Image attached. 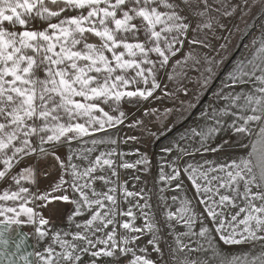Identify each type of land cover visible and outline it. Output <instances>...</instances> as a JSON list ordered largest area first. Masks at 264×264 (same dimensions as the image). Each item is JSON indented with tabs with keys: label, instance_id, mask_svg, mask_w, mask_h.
I'll list each match as a JSON object with an SVG mask.
<instances>
[{
	"label": "snow or ice",
	"instance_id": "6c2138e0",
	"mask_svg": "<svg viewBox=\"0 0 264 264\" xmlns=\"http://www.w3.org/2000/svg\"><path fill=\"white\" fill-rule=\"evenodd\" d=\"M215 2L216 0H0V184L6 185L0 193V264H33V257L35 264H81L82 254L92 257L90 264H99L101 258H112L117 252L126 254L132 251L126 245L139 240V236L118 238V228L140 234L153 231L155 226L143 211L147 204L137 205L145 219L143 227H133L131 221L121 223L116 219L117 216L135 219L131 207L127 212L119 210L115 195L117 191L125 199L140 196V193L127 191L123 186L119 189L109 187L106 192H97L92 188L93 180L104 181L106 185L110 183L103 176H92L97 167L111 168L114 161L108 157L123 156L124 153L116 149L101 152L93 165L82 172L77 171V166L70 163L72 154L74 151L91 153L97 145L117 144L118 141L112 139L109 132L124 126L126 121L128 128H142L150 138L158 133L174 130L169 129L165 123L162 128L153 132L146 127L144 119L155 117L163 120L176 111L174 108L163 109L161 116L160 109L145 107L140 117L131 118L122 105H140L151 99L159 100L160 97L156 95L159 91L164 98L174 102L179 100L181 117L185 111L195 107L188 103L187 108H184L186 101L180 99L181 94L186 98L190 95L185 83L189 79L187 70L200 72L198 82L203 91L213 78L214 66L221 63L214 58L210 59L206 54L201 56L196 51V48L212 47L207 38H201L199 34L202 29H212L217 22L211 13H220L224 9L222 0L220 7L214 8ZM49 5L56 6V9L53 10ZM223 14L231 15L226 10ZM38 21L45 22V26L34 27ZM192 33L196 35L189 38ZM90 38H95L97 42H89ZM185 43L196 47L185 53ZM225 47V44L220 45L221 49ZM256 58L264 63V43L256 50ZM248 64L252 66L251 71L246 70L248 65L241 60L227 74V80L221 84V92L213 94L216 100L223 98L230 103L220 109L219 113L213 112L212 119L215 123L209 127L208 134L227 131L231 135L227 140L221 138L216 147L210 148L205 145L201 134V145L196 149V152L221 153L231 144L239 148L247 147L244 140L252 135L250 125H258L256 139L252 141L251 151L246 159L239 162L231 160L200 173L205 179L211 171L225 173L227 180L220 176L212 178L219 181L216 192H219V188L231 189L235 197L242 196L247 201V205L239 208L228 222L232 225V222L245 213L243 219L239 220V224L244 225L243 230L231 226L229 231L223 219L217 224L218 217L224 213L216 212V204H232L236 207L235 197L220 195L218 202L207 203V200H211L207 193L212 189L202 188L196 183L197 168L189 165L184 172L188 174L196 194L199 195L201 191L205 193L206 199L199 200V203L204 205V212L215 229L213 233L211 228L202 225L199 233H182L185 236H197L202 242L196 248H189L181 243L178 236L180 251L186 248L196 252L215 251L217 237L223 245L264 240V236L257 235L258 232H264V204L257 207L253 203L254 200H264V193L254 194L251 191L253 186H264V86L255 89L259 95L243 96V105L237 103L242 98L241 94L222 96L224 88L250 82L253 78L264 85V74L255 75L258 68L264 73V68L254 61H248ZM161 73L167 81L174 83V88H169L168 84L162 85ZM227 81H231V85ZM207 107H211V104ZM201 115L207 117L206 112ZM221 115L232 117L226 128L218 118ZM128 139L137 140L135 136ZM73 142L91 144L92 147L73 150ZM65 146H68L69 152L67 165L58 155ZM161 151L167 155L172 149L165 146ZM37 154L40 159L53 158L58 165V177L38 172L30 159L25 164V158ZM181 154L194 155L186 148L181 150ZM141 163L147 161L122 163L120 167L135 168ZM112 174L118 175L115 170ZM68 175L72 177L71 182L66 179ZM41 176L46 178V187H41L44 183ZM180 176L179 167H172L169 174H165L162 168L160 181L170 185L179 180ZM85 177L88 178L86 182L80 183ZM25 183L32 187H26ZM241 184L244 187L243 193L239 191ZM180 186L176 184L177 189ZM33 187L35 191L32 190ZM85 189H90L91 196L95 198H90ZM60 202H63L65 209L69 205L75 206L71 215L67 216L69 225L75 223L74 217L85 212L90 214L87 220L76 224L77 228L84 229L83 232L72 233L55 227L56 223L63 224L65 220V213L60 211ZM166 218L170 222L174 219V214L168 212ZM180 220L190 229L195 217L193 214L187 220L183 217ZM110 226L111 230H108ZM61 233L65 237L71 236L72 241H82L84 246L80 247L63 239ZM97 233H102L103 238L97 236ZM13 234L15 239H10ZM49 237L51 243L40 250L39 246ZM29 240L35 241L31 252L25 250L29 246ZM148 243L154 244L155 241L149 240ZM53 245H58L61 251H55ZM100 245L103 247H99ZM155 250L159 251L158 248ZM237 259L233 257L228 264H235ZM131 264L155 262L145 256H135ZM252 264H256L255 259Z\"/></svg>",
	"mask_w": 264,
	"mask_h": 264
},
{
	"label": "rangeland",
	"instance_id": "374dc122",
	"mask_svg": "<svg viewBox=\"0 0 264 264\" xmlns=\"http://www.w3.org/2000/svg\"><path fill=\"white\" fill-rule=\"evenodd\" d=\"M222 2L224 4V9H222L220 13H216L215 11L211 13L212 16L216 17L217 21L213 28L202 29L199 34L201 38L206 37L212 47L196 48V51L199 52L201 56L206 54L210 59L214 58L221 61V63L219 66H214L212 74L213 78L209 80L207 88L203 91L200 90L201 85L198 82L200 72L187 70V76L189 79L185 81V83L187 84L190 95L186 98L183 94H181L180 99H184L186 101L184 108H187L188 103L195 105V107L185 111L184 116L177 118V122L174 124L176 126L183 123V126L186 123L185 128L180 130L173 137L169 138H166V133L168 131L158 133L155 137L151 138L149 137V134L146 135L145 140H142V145L137 147V149L134 148L135 151L138 150V154L133 156L129 163L134 164L135 162L136 164L138 160H146L143 155L140 156L141 153L146 154L147 157L150 158H147V163H141L135 168L126 169L128 174L131 175V172L136 174L135 178L137 181L141 179L143 182L145 190L142 191L139 188H133V190H135V193H140V196H145L147 202H149V204H147L148 206L145 207L143 211L147 214L148 219L154 224L155 227L153 231H156L155 233H157L161 229L162 232H169L167 236H162L157 245V248L159 249V251H157L159 264H192V262H195V264H228V261L232 260L233 257L238 258L235 264H252L254 259L256 260V264H261V262L264 261V240L249 241L248 243L240 245H223L218 241L217 237V246L215 251L210 250L208 252L189 251L187 248L184 251H180L178 245H175L177 244V237L179 236L182 244L187 245L189 248H196L198 243L202 241L197 236H183L181 233L189 231L199 233L202 225L204 227L211 228L213 233L215 229V226L212 225L210 219L207 218V214L204 212V205L199 203V200L206 199V195L203 191H201L199 195L196 194V189L192 186V182L189 180L188 174L184 172L185 167L191 165L193 168H197V172L195 173L196 183L201 185L202 188L209 187L212 189L211 192L207 193V196L211 197V200H207V203L211 204L214 201L218 202L220 195H227L230 198H234L235 193L231 189L219 188V192H216V189L219 187V181L212 178L220 176L227 180L225 173L211 171L208 172L207 179L202 177L200 173L207 172L209 168H215L219 164L230 162L231 160L239 162L242 159H246L248 152L251 151L250 145L252 141L256 139V131H258V125H250L253 132L249 138L244 140V144L247 147L239 148L235 144H231L230 147L221 153H214L212 151L196 152V149H199L201 145V134H203L205 145L210 148L216 147L221 138L227 140L231 135V133L227 131L217 132L212 135L208 134L209 127L213 126L215 123L212 119L213 112L219 113L220 109L225 108L230 103L229 100H225L223 98L216 100L213 96L214 93L221 92V84L223 81L227 80V74L231 72L241 60L248 65L246 69L247 71H251L252 68L251 64H248V61H254L256 65L264 68V63H262L259 58H256V50L260 47L261 43H264V2H261V0H222ZM220 3L221 0H216L214 8L220 7ZM49 6L52 7L53 10L56 9V6L54 5ZM225 10L231 13V15H224L223 12ZM71 14L73 13H69V15ZM53 22L56 21L53 20ZM193 25H195V20L193 21ZM42 26H45V22L38 21L34 24V27L36 28H40ZM191 35L196 34H190L189 38H191ZM89 42L96 43L97 41L95 38H90ZM221 44H225L226 47L221 49ZM194 47L196 46L185 43L183 51L188 53ZM179 58L180 57H177V59ZM262 74L264 73H262L258 68L255 75L260 76ZM245 79H247V77ZM160 80L162 85L168 84L169 88L175 87L174 83L167 81V78L163 75V73L160 75ZM227 82L231 85V81ZM261 86L264 85H261L253 78L250 82L238 84L234 87L230 86L224 88L222 90V96L241 94L242 98L237 101V103L243 105V96L248 94L259 95V93L255 92V89ZM141 87H143V85H141ZM156 95L160 97L159 100L151 99L148 102H151V104L155 106L157 102L162 100L163 102L168 103L170 107L172 106L175 108L177 105V109L180 110L179 100L174 102L164 98L162 93L159 91ZM209 104H211V107H207ZM205 112L207 113V117L201 115ZM218 118L223 121L225 128L232 121V117L230 115H221L218 116ZM165 121L166 120L158 123V125H152V131L156 132V126H158V129L162 128ZM167 124L169 127L170 122ZM181 137H185V139H181ZM111 138L115 139L113 137ZM233 139H235V137H233ZM104 145L106 146L105 149L102 148V145L98 146L100 153H107L111 151L108 150V144ZM165 146L171 148L172 151L167 155L162 153L159 165H157V147L162 149ZM81 147L82 145L77 143L75 144L73 150H78ZM185 148L189 152H193L194 155L183 156L180 159L178 155L181 150ZM33 158L34 159L31 160V163L38 166L36 163L38 154L37 156H33ZM48 160V165H50L52 160L46 158L45 162ZM206 161L208 163H205ZM172 167H179L181 171L180 179L171 182L170 185L161 182L159 180V176H156V171L160 168L162 170L163 168V172L165 174H169L172 171ZM103 168L108 171L112 169L114 170L115 164L111 168L107 166H104ZM106 179L112 182L113 175L107 176ZM176 184L181 185L179 189L176 188ZM108 188L109 186H106L105 192L108 191ZM239 191L241 193L244 192L243 184L239 185ZM251 191L254 194L264 193V186L259 188L253 186ZM173 197H175V199H173ZM234 203L237 205L236 207H233L232 204H216V212L224 213L223 216L218 217L217 224L220 219H223L226 222L225 227L229 231L231 230V226H235L238 230L242 231L244 225L239 224V220L243 219L245 213H242L237 218V221L232 222V225H229L228 222L231 221L232 216L236 215L239 208L247 205V201L241 196L235 197ZM253 203L259 207L264 204V200H254ZM134 205L135 204H124V209L131 207L135 219L132 220L130 217L126 219L127 216H122L121 221L123 223L128 222L129 220L131 221L133 227H143L145 219L141 215V209L138 206L133 209ZM137 205H143V203L141 202ZM168 212L174 214V219L170 222L166 218ZM193 214L195 220L194 223L191 224V228L189 229L186 226L184 227V222L183 220H180V218L183 217L184 220H187L192 217ZM116 219L118 220V217H116ZM178 221L180 222L178 223ZM163 227H169L170 230L164 229ZM108 230H111V226ZM131 234L132 237H140L139 240L133 243L134 245L138 243L137 251L134 254H140L139 256H142V253L144 252H142V249H144L143 247H145V249L147 248L146 245L149 244V240L142 238L144 233L140 234L131 232ZM245 235L247 234L245 233ZM257 235L264 236V232H258ZM101 237L103 238V234ZM148 238L152 239L154 238V235H150ZM93 239L95 238L93 237ZM122 256L125 259V264H131L132 260H130V257H126L125 254H122Z\"/></svg>",
	"mask_w": 264,
	"mask_h": 264
},
{
	"label": "crops",
	"instance_id": "0c3cea01",
	"mask_svg": "<svg viewBox=\"0 0 264 264\" xmlns=\"http://www.w3.org/2000/svg\"><path fill=\"white\" fill-rule=\"evenodd\" d=\"M145 107H156V108H159L161 110V112H160L161 116H163V109H165V108H174L172 106L170 107V105L168 103L163 102L162 100L157 102V104L155 106L153 104H151V102L150 103L147 102V103L140 104V105L127 104V103L122 105L123 110H125L128 113H130V117L131 118L140 117L141 114H142V110ZM177 108H178V106L176 105V107L174 108V109H176V111H174L173 113L168 114L167 117H165L163 120L156 119L155 117H152V118L144 117L145 122H146V127L152 130V127L154 126V124L158 125V123L166 120L165 123L166 122H170V126L168 128L169 129H174V130H172L170 132L168 131L166 133V135H167L166 138L173 137L180 130L184 129L185 128V124H186L185 123L183 126H182L183 123H181L179 125H176V126L174 125L177 122V118L180 117V115H179V111L180 110L177 109ZM105 110L106 111L109 110L107 108V106H105ZM138 114H139V116H138ZM127 123H128V121L125 122L124 126H120L117 129H112L109 132L110 137L115 138L118 141V143L115 144V145L108 144V150H112L114 148L118 152L124 153L125 155H123V156H115L114 155V156L109 157L110 159H112L114 161V163H113V165L115 164L114 170L117 172L118 175L114 176L112 174L113 173V169L109 170L110 171L109 172L107 169H105V168L101 169L99 167H97V170L94 173H92V176H95V177L103 176L105 178H107V176H112L113 175L112 182L108 183L107 185L104 183V181H101V180H98V179L97 180H93L92 188H94L97 192H105L106 186L117 187L118 189H119L120 186H123L126 189L129 186L127 191H130V192H134L135 191V190H133V188H137V189L139 188L142 191L145 190V187H144L143 182L141 181V179H139V181H137V179L135 178V176H136L135 173L131 172V175H130V174L127 173V170L125 168L120 167V165L122 163H129L130 160L132 159V157L137 155V151H135L134 148L137 149V147L142 145V143H143L142 140H145L146 135H148V133L145 132L142 128H131V129L128 128L127 127ZM155 129H158V126H156ZM131 136H135L137 138V140L136 141L129 140L128 137H131ZM85 139H90V138H85ZM75 144H77V142H73L72 143V145H71L72 149L74 148ZM98 146L99 145H97L96 149L94 151H92L91 153L86 152V151L82 152V153H77V151H74L73 154H72V159H71L70 163L76 165L77 166V171H80V172H82L84 169L92 166L94 161H95L96 156L100 155V151H99L100 149H99ZM82 147L90 148V147H92V145L91 144H86V145H82ZM102 148L105 149L106 146L103 144ZM157 150H158V156L156 158V163H157V165H159L161 154L163 152L161 151L162 150L161 148L157 147ZM68 154H69L68 146H65V147L61 148L59 153H58V155H60L64 159L66 165L69 163ZM142 155L145 157L146 160H147V158H150V157H147L146 154L141 153L140 156H142ZM85 157H86V159H85ZM178 157L180 159L183 157L181 152L179 153ZM47 158L52 160L51 161L52 163L50 165H48L49 160L45 162L46 158H43V159L36 158V160H37L36 163L38 164V166L36 164H32V166L38 172H41V173L47 172V173H49L52 176H57L58 177L59 176L58 165H56V163H55V161L53 160L52 157H47ZM91 160H92V163H91ZM28 161H29L28 158H25V164ZM134 164H135V162H134ZM69 171H71V169H69ZM156 173H157L156 176H159V180H160L161 168L158 169L156 171ZM40 178H41L42 181H44V183L41 184V187H46V185H47L46 178L44 176H41ZM66 179L69 182H71V180H72L71 175L66 176ZM87 179H88L87 177L82 178L79 182L80 183H84V182H86ZM134 181H136V182H134ZM25 186L26 187H32L31 185H29L27 183H25ZM4 187H6V185L0 184V193H2ZM13 190H15L14 186H13ZM32 190L35 191V188L33 187ZM85 191L88 192L90 198H95V197L91 196V190L90 189H85ZM115 195L117 197V201H118V204H119V210L123 211V212H127L128 209H129V207L124 209V204H127V205L135 204L133 209L137 206V204H139L141 202L143 203V205L144 204H149V202H147V199H146L145 196H142L143 197L142 199H141V196L128 197L127 199H125V197L123 196V194L119 190L117 191V193ZM60 203H61L60 211L65 213V220H64L63 224L56 223L55 227L56 228H64L65 230L70 231L72 233L83 232L84 229L83 228H77L76 224H81L83 221L87 220L89 218L90 214L88 212H85L81 216L74 217L75 223L69 225V223L67 221V216L71 215V213L75 209V206L74 205H69L65 209L62 206L63 202H60ZM117 217H118V220L122 223V221H121L122 216H117ZM128 218L129 217H127L126 219H128ZM183 225H184V223H183ZM184 227H185V225H184ZM163 228L170 230L169 227H163ZM24 231H28V229H24ZM131 232L132 231L118 228V238L119 237H123V236H127V237L131 238L132 237ZM155 232L154 231H152V232L145 231L144 232V235L142 236V238H146L148 240H154L155 243L154 244H147L146 245L147 246L146 249H145V247H143L145 251L144 252L142 251L143 252L142 256H145L148 259H151L152 261L155 262V264H159V256H158V253H157V251L155 249L157 248L158 242L161 240L162 236L163 235L167 236V234H169V232L168 233L166 231L162 232L161 229L157 233H155ZM183 233H185V232H183ZM150 235L151 236L154 235V238L149 239L148 237H150ZM61 236H62L63 239H67L70 242H74L80 247L84 246L82 241H79V240L72 241V237L71 236H66L65 237V236H63V233H61ZM97 236L101 237L102 233H97ZM183 236H185V235H183ZM10 239H15V234H13V236L10 237ZM50 243H51V237L47 238L39 246L40 250H43V247H46ZM28 245L29 246H27L25 250L27 252H31L33 250V246H35V241L34 240H29L28 241ZM175 245H177V244H175ZM137 246H138V243H136V245H134L133 243H128L126 245L127 248L132 249V251H129V252H127L125 254L126 257L128 256V257L131 258L130 260H133L135 256H139L140 255V254H134L137 251ZM53 247H54L55 251H57V252L61 251V249L59 248L58 245H53ZM99 247H103V245H100ZM91 260H92V257H90L89 255H86V254H82L81 264H90ZM33 264H35V258L34 257H33ZM99 264H125V259L123 258L122 254L117 252L115 257H112V258H107V257L101 258L100 261H99Z\"/></svg>",
	"mask_w": 264,
	"mask_h": 264
},
{
	"label": "built area",
	"instance_id": "2783aa9c",
	"mask_svg": "<svg viewBox=\"0 0 264 264\" xmlns=\"http://www.w3.org/2000/svg\"><path fill=\"white\" fill-rule=\"evenodd\" d=\"M30 160L34 159L33 157L32 158H29Z\"/></svg>",
	"mask_w": 264,
	"mask_h": 264
},
{
	"label": "bare ground",
	"instance_id": "6f19581e",
	"mask_svg": "<svg viewBox=\"0 0 264 264\" xmlns=\"http://www.w3.org/2000/svg\"><path fill=\"white\" fill-rule=\"evenodd\" d=\"M255 8V7H254ZM168 123V122H167Z\"/></svg>",
	"mask_w": 264,
	"mask_h": 264
}]
</instances>
